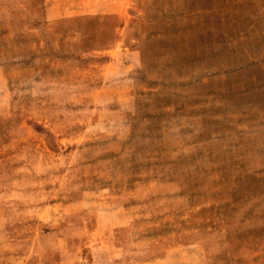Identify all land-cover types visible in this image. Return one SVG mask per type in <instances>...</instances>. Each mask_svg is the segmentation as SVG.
<instances>
[{"label": "rangeland", "instance_id": "374dc122", "mask_svg": "<svg viewBox=\"0 0 264 264\" xmlns=\"http://www.w3.org/2000/svg\"><path fill=\"white\" fill-rule=\"evenodd\" d=\"M0 264H264V0H0Z\"/></svg>", "mask_w": 264, "mask_h": 264}]
</instances>
